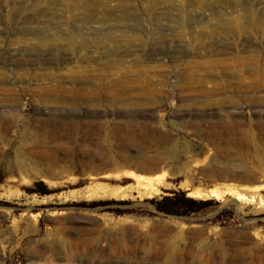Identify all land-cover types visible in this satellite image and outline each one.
Listing matches in <instances>:
<instances>
[{
  "label": "rangeland",
  "instance_id": "rangeland-1",
  "mask_svg": "<svg viewBox=\"0 0 264 264\" xmlns=\"http://www.w3.org/2000/svg\"><path fill=\"white\" fill-rule=\"evenodd\" d=\"M0 114L15 124L0 126V264H264V204L249 202L264 200V174L189 188L185 177L211 163L203 134L218 126L242 128L218 138V162L264 163V0H0ZM132 173L168 185L78 197L135 187ZM229 187L242 205L189 195ZM174 192L214 204L159 211L153 201ZM106 200L118 203L79 206ZM123 225L147 252L115 249L107 232ZM81 231L89 244L70 251L66 234Z\"/></svg>",
  "mask_w": 264,
  "mask_h": 264
},
{
  "label": "bare ground",
  "instance_id": "bare-ground-1",
  "mask_svg": "<svg viewBox=\"0 0 264 264\" xmlns=\"http://www.w3.org/2000/svg\"><path fill=\"white\" fill-rule=\"evenodd\" d=\"M259 123L260 124L257 125L258 128H256V130L258 129V133L256 135H257V139L260 141L262 146H264V127H262L263 125H262L261 120L259 121ZM11 124L15 125L14 122H9L6 119L4 114H0V126L2 125L6 126V125H11ZM232 124L235 125L234 123ZM235 127L218 126L216 127V130L214 131V133L210 134L207 132L203 134V139L206 140L209 146H211L212 149L216 151V155L213 156L210 164L200 166L199 167L200 169L198 170V172H196L193 168H190L185 171V177L188 182L187 184L188 188L193 187L195 185L204 186V185H208L211 183L214 184V183H217L216 181H218L219 184H216L215 186L222 185V184L226 185V183L229 181L231 182L237 181V182L248 183V184H255L259 182L258 181V179L260 178L259 176L264 174V163H260V165L258 166H250L242 162L234 163L228 157L223 161L218 162L217 160V157L219 156L217 153L221 151L223 148L222 144L218 143V138L223 135L227 136L228 134L233 133L236 130H242V128L236 129ZM31 137H33V135H29V137L27 138H31ZM170 158L171 157L169 156V159ZM132 166L141 172H145V171L154 172V171H159L162 169L159 163L156 164L154 167H149L141 163L133 162ZM131 176L136 180L137 184L135 187L122 188V189L114 190V191L104 190L101 193L81 192L78 195V197L85 198L87 200L94 199L95 197L127 199V198L133 197V193L135 189L139 192L140 196L142 197L153 196L161 192V187H166L168 185L165 179V174H161V175L155 174L153 176H145L141 174L132 173ZM234 188L236 187H233V188L229 187L225 191H221L220 189H217V188L196 189V190H192L189 193V195H191L192 197H198V198H215V199L223 198L226 195H231L235 199L233 200L234 202L236 201L240 205H242V201L247 196L243 195L242 193H238L236 190H234ZM259 188L260 186H254V188H251V189H259ZM257 198L259 200L258 203L261 204L262 206V204H264V200H261L260 196L256 192L251 193L249 197V202H253L257 200ZM102 220H104V222L108 224H112L113 222H115L113 218H110L108 216H103ZM57 222L63 223L61 219H59ZM121 222L122 221H116L115 223L119 224ZM170 223H173V221H166L160 224H155V226L157 227L162 226L165 228L169 226ZM57 231L59 234H62L63 236H65L62 227H59ZM157 232H159L157 234L158 235L157 238H158L160 237V234L163 232L161 233L160 231H157ZM107 233L111 238L112 245L117 250L124 248L129 251H136V250H141L145 252L148 251L145 242L142 240L138 241L137 230L129 225H123L119 229L111 230V231H108ZM90 234L91 232H88V231H81L79 235L80 237H77L75 235L66 234L67 237L64 238V240H67L66 242H68V248L70 251H78V250H82L86 245L89 244V241L87 240V238L90 237ZM100 240H103V237H100L99 241ZM97 247L87 249V250L90 254H93V255L99 253V251H103L102 247L100 246H97ZM260 249L261 251H263L261 247ZM154 251L160 254H164V255L166 254V252L168 254V251L165 249L164 246L160 248H156ZM218 253H221V250L218 249ZM217 258H218L217 264H220L222 259H220V256H217Z\"/></svg>",
  "mask_w": 264,
  "mask_h": 264
},
{
  "label": "trees",
  "instance_id": "trees-1",
  "mask_svg": "<svg viewBox=\"0 0 264 264\" xmlns=\"http://www.w3.org/2000/svg\"><path fill=\"white\" fill-rule=\"evenodd\" d=\"M51 191L45 190L42 191V194H50ZM156 204V208L167 214H178V215H189L194 212H199L213 206L214 202L212 201H197L193 198L187 197L184 192H174L172 196H166L161 200L153 201ZM118 203L114 200L106 201H93L90 203L83 202L79 206L84 207H99L106 206L110 204ZM121 204H126V202H121Z\"/></svg>",
  "mask_w": 264,
  "mask_h": 264
}]
</instances>
